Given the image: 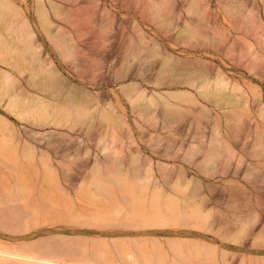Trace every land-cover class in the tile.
Returning <instances> with one entry per match:
<instances>
[{
	"label": "rangeland",
	"instance_id": "rangeland-1",
	"mask_svg": "<svg viewBox=\"0 0 264 264\" xmlns=\"http://www.w3.org/2000/svg\"><path fill=\"white\" fill-rule=\"evenodd\" d=\"M8 1L9 5H0V246L16 245L27 253L31 243L59 237L72 243L76 252L121 255L124 262L131 255L139 264H264V190L252 195L241 180L242 175L251 173L250 185L264 187V172L251 170L247 158L237 166L234 158L227 165L218 160L220 164L212 167L223 171L219 183L200 172L208 168L204 165L205 143L216 120L225 135L234 138L236 151L245 146L241 142L247 132L253 131L258 101H264V75L259 68L247 69V53L249 47L257 54L264 50V0H200L202 9L198 14L186 13L188 0H167L173 15L161 25L138 13V5L141 11L148 10V0ZM237 1L239 12L231 9ZM39 5L49 18L45 27L38 19ZM72 9L91 11L94 28L107 27L104 37L97 38L95 30L85 24L78 26L80 34L75 41L61 32L60 21L68 18ZM246 14L252 24L243 19ZM22 16L34 31L25 46L23 36V41H17L22 34V28H18ZM191 27L198 34L187 32ZM128 45L134 49L131 54ZM152 49L158 54L151 56ZM164 60V67H172V72H162ZM196 68L222 73L229 84L240 88L225 93L233 94L238 104L247 100V105L235 106L236 112H232L231 106L213 100L205 109L207 101L195 89L177 83ZM158 81L162 83L154 84ZM130 82L141 84L147 95L154 90L187 89L192 101L173 100L170 113L159 105L153 114L141 118L137 109L146 107L144 101L131 103L125 96ZM36 94L51 111L54 107L58 112L65 107L73 110L82 103L89 106L94 103L89 95L99 104L114 106L110 111L121 149L128 156L140 150L153 159L156 167L165 164L174 168L166 180L171 189L173 184L187 180L186 188L174 191V195L183 210L192 203L187 194L203 201L206 217L201 225L195 227L181 216L171 225L143 227L142 208L133 199L126 202L127 194L118 189L115 178H108L117 194L114 200L110 198L111 190L106 196L96 193L95 186L88 188L89 176L95 171L93 154L98 151L94 140L100 132H106V122L92 110L89 118L78 119L69 129L35 121L31 115L19 117L5 107L10 95H16L18 104L30 105L38 100ZM18 104L16 112L23 110ZM5 125L13 129L10 135L17 151L12 148L13 142L3 145V136L8 134L2 130ZM89 136L92 141L87 140ZM170 137L176 144L173 157L166 156ZM81 139L87 140L89 152L85 153ZM251 141V137L246 138V146ZM28 145L51 156L54 163L63 161L57 162V169L49 168L26 154L24 148ZM192 145L200 148L193 158L189 155ZM4 156L18 163H8ZM156 173L160 174L158 169ZM173 241L180 242V247L174 249ZM72 258L66 255L58 264H68ZM89 260L100 263L95 258L75 257L80 264ZM21 262L26 261L0 258V264H40Z\"/></svg>",
	"mask_w": 264,
	"mask_h": 264
},
{
	"label": "bare ground",
	"instance_id": "bare-ground-1",
	"mask_svg": "<svg viewBox=\"0 0 264 264\" xmlns=\"http://www.w3.org/2000/svg\"><path fill=\"white\" fill-rule=\"evenodd\" d=\"M188 1L189 3L186 7V13L198 14L202 9L200 0ZM236 3L237 4L233 5L231 9L233 11L239 12L241 7H239L238 1ZM9 4L10 3L8 0L0 1V5ZM146 4L148 5V10H146L143 6V9H145L144 12L140 10V8L142 7L141 5L137 6V11L139 10L138 13L142 17L150 18V21L158 22L160 25L161 23H167L168 19L170 20L172 18L173 10L168 5L167 0H148ZM37 14L41 26L45 27V25L49 21V18L42 5H39ZM91 14V11H89L88 13L86 9H72L70 10L68 18L63 17L61 19L59 30L68 34L71 39L75 41L80 34L78 26L85 24L89 26L91 30H95V36L97 38H103L107 31V27L98 26L96 30L93 26V20H90V18L92 17ZM243 19L246 21H250V23L252 24V18L249 17L248 14L244 15ZM15 25L13 23L14 27ZM136 25L138 26L137 23ZM18 28H22V34L20 33L21 37L17 41L21 40L23 36L24 41H21L24 42L23 46H25V42H30V38L34 35V31L30 28L24 16H22V22L21 24H19ZM187 32H190L191 34H198V30L193 27L187 29ZM28 38L30 40H28ZM140 38L143 39V36L140 35ZM36 47H39V45H37ZM127 50L128 54H131L134 51L131 45H128ZM150 54L151 56H154L158 54V51L156 49H152ZM247 54H249V60L246 65L247 69L253 70L259 68L262 75H264V50L263 52L257 54L256 52L251 51L249 47V51ZM165 63L166 61L164 60L161 65L163 66L162 72H172L173 68L164 67ZM48 64L51 65L50 62ZM175 69L178 71V68ZM117 74L118 73L116 72L115 79L117 78ZM176 74L177 73H174L172 75V78L175 77ZM6 76L8 77V75ZM9 81L10 80H8V82ZM161 83V81H158L154 84L160 85ZM177 83H179L180 85H184L186 88L195 89L198 94L201 95V98L207 101L203 106L205 109L207 108L208 104H213V100L223 101L224 105L231 106L232 112H236L235 106L238 107L240 105H247V100H244L243 102H241V104H238L233 94L225 93L227 89L234 93L236 89L240 88L237 85L232 86L231 84H229L222 73L212 74L203 68H196L194 70L188 71L184 79L178 81ZM11 86L12 85H10V87ZM126 86L127 88L124 90L125 96L131 103H135L140 99L144 101L146 107H143V110L137 109L138 115L141 118H144V115L149 116L150 113L153 114L156 110V107L159 105L165 113H170L171 111H173L172 109L175 105L173 103V100L178 99L184 101H192L191 92L187 89L179 92L170 91V89L163 92L154 90L150 95H147L144 93V88H142L141 84H139L138 82H130ZM253 90L256 91L255 88H253ZM89 96L94 101L93 104L87 106L82 103L80 104V107H77L75 105V107L72 106L73 110L65 107L62 109V112H58L59 110L56 107H54L51 111L49 105L42 100V96L39 94H36V97L38 99L36 100V103H32L30 105H25L24 102L18 104L16 95H10V97L5 102V107L8 111H10L11 113H16L19 117L24 118L25 116L31 115L35 121L51 122L54 125H63L69 127V129H72L74 127L78 119L83 120L85 118H89L91 116L92 110H96L100 120L106 122V132H100V134L94 140L93 145L95 147H98V149H96L98 151H95L94 154L92 153L95 164V171L90 174V179L87 187L91 188L92 186H95L96 191L95 189L94 191L96 193L105 194L106 196H108L110 194V190L113 193L114 189V187L112 186V182H109L108 178H115L114 181L117 183L118 189L127 194L126 202L128 203V200L133 199L137 203V205L142 208L144 216L142 217L143 220H141L140 225L143 227H163L171 225L176 223L177 219L181 216H185L187 219H189V222L195 223V227H199L201 225V219L206 217V215H204V207H202L203 201L198 198L194 199V195L190 196V194H187V196L189 197L188 199H191L192 203L191 205L187 204L183 210L181 207L179 208L177 197L174 195V191H176L177 193L183 191L186 188L188 181L182 180L181 182H177L173 184V189H171L170 183H167L166 180L169 176H171L174 168L165 164H160L156 167L153 159L149 156L143 155L140 150H135L132 154H130V156H128L119 146L121 139L118 138L116 125L114 124V116L110 111L115 107L109 105V103H107L106 106L102 105L101 103L99 104L100 101L97 102V99L95 97H92L91 95ZM17 104L23 110L16 112L15 108ZM100 105L104 107L100 108ZM240 118L241 117L236 116L237 120H240ZM262 121L264 122V101L259 100L257 117H255L253 131L247 132V136L241 142L242 145L245 146L236 151V148L234 147V138L232 136H226L221 123L216 120L214 124L210 126V132L207 135L205 143L204 165L208 168L206 169V171L200 170V172L208 177H211V179L215 180L216 183H219L223 180V171L222 169L214 171V167L212 166H217L218 164H220V162L224 165H227L233 158L234 165L236 166L239 165L243 159L247 158L251 170L264 172V124H262ZM2 130L8 132V134L5 133L4 136L2 135L3 145H12L15 141L14 137H11L10 135V132H12L13 130L12 127L9 125H5L2 127ZM248 137L252 138L250 146H246V138ZM177 139L179 140V138ZM87 140L92 141L90 136L87 137ZM86 141L85 139H81V142H85V153L90 151V146L86 143ZM24 144L29 143L24 141ZM12 148L14 149V151L18 150L15 143L14 145H12ZM175 149V139L174 137H170L166 147V156L173 157L175 154ZM202 150H204V148H202ZM24 151L30 157L35 158L36 160L39 159L40 162L43 163V165L49 168L57 169V162L59 163L63 161L62 159H60V161L54 163L51 156L44 153H38L33 145L26 146V148H24ZM198 151H200V148L197 145H192L189 150V155L193 158L198 153ZM3 160L12 164L18 163L17 159L13 157L9 158V156H4ZM218 160H220V162H218ZM192 164L194 163L192 162ZM197 168L200 169L199 166ZM115 169L117 170L118 175H114V172H116L114 171ZM156 169L159 170V175H157ZM163 169H166V172H162L161 170ZM251 175V173H245L244 175H242L241 180L246 183L242 184L244 185V187L248 188L249 193H251L252 195H257L259 191L264 190V187H256L254 185H250L248 180ZM166 184H169L170 187L167 188ZM61 189L65 190L64 187H62ZM114 195L117 196V194L115 193L110 195V198L112 200H114L115 198ZM122 195H124V193ZM259 196L262 197L261 195ZM67 199L69 200L68 194ZM117 208H122V206H119ZM71 244L72 243L65 241V239H60L59 237L45 243L44 241H37L31 243L26 247L29 251L27 253L22 252L20 250L21 248L16 245L8 248H3L0 246V258L4 260L20 259L28 263L39 262L40 264H58L63 263L64 256L72 255L74 256V258H72V260H68V264H80L75 262V257L77 256H83L86 257V259L95 258L101 264H139L137 260L131 258V255H128V261L124 262L122 261L123 257L121 255H101L100 251H98L99 253L97 252L96 255L91 256L89 254L83 253L84 250L82 253H79L72 249ZM173 244L174 249H176V245L180 247V242L173 241ZM91 262L92 261L89 260L88 263L83 264H92ZM197 264L207 263L200 261Z\"/></svg>",
	"mask_w": 264,
	"mask_h": 264
}]
</instances>
